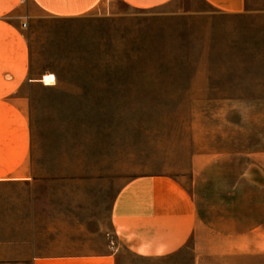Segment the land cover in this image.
Listing matches in <instances>:
<instances>
[{"label": "rangeland", "instance_id": "374dc122", "mask_svg": "<svg viewBox=\"0 0 264 264\" xmlns=\"http://www.w3.org/2000/svg\"><path fill=\"white\" fill-rule=\"evenodd\" d=\"M249 3L230 14L201 0H104L87 16L28 22L31 76L55 85L32 89L33 178L0 183V264L102 251L118 193L149 174L191 190L204 240L211 228L264 233V0ZM120 253L124 264L196 254L193 240L154 262Z\"/></svg>", "mask_w": 264, "mask_h": 264}, {"label": "crops", "instance_id": "0c3cea01", "mask_svg": "<svg viewBox=\"0 0 264 264\" xmlns=\"http://www.w3.org/2000/svg\"><path fill=\"white\" fill-rule=\"evenodd\" d=\"M121 1L137 10L171 8L176 2ZM249 1L201 0L213 10L230 14L251 13ZM103 4L104 0H0V183L33 178L32 89L55 85L44 83L45 74L31 76L28 22L41 17H83ZM203 231L194 194L180 180L141 175L123 186L113 202L111 244L96 253L67 250L36 256L32 264H124L120 247L138 260L154 262L178 254L191 240L196 252L193 264H264V233L251 227L242 232L235 227L211 228L204 240Z\"/></svg>", "mask_w": 264, "mask_h": 264}, {"label": "bare ground", "instance_id": "6f19581e", "mask_svg": "<svg viewBox=\"0 0 264 264\" xmlns=\"http://www.w3.org/2000/svg\"><path fill=\"white\" fill-rule=\"evenodd\" d=\"M53 80H54V77L51 76V75L50 76L48 75V76L45 77V81H47V82H51Z\"/></svg>", "mask_w": 264, "mask_h": 264}, {"label": "built area", "instance_id": "2783aa9c", "mask_svg": "<svg viewBox=\"0 0 264 264\" xmlns=\"http://www.w3.org/2000/svg\"><path fill=\"white\" fill-rule=\"evenodd\" d=\"M26 26V24H24Z\"/></svg>", "mask_w": 264, "mask_h": 264}]
</instances>
